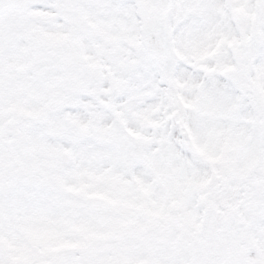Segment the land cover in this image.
Listing matches in <instances>:
<instances>
[{
	"label": "snow or ice",
	"instance_id": "6c2138e0",
	"mask_svg": "<svg viewBox=\"0 0 264 264\" xmlns=\"http://www.w3.org/2000/svg\"><path fill=\"white\" fill-rule=\"evenodd\" d=\"M0 264H264V0H0Z\"/></svg>",
	"mask_w": 264,
	"mask_h": 264
}]
</instances>
